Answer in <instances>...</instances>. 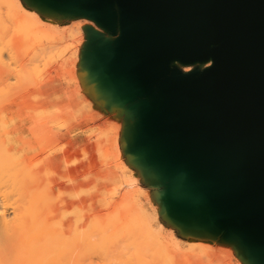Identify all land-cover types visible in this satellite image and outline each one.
<instances>
[{
  "label": "water",
  "instance_id": "95a60500",
  "mask_svg": "<svg viewBox=\"0 0 264 264\" xmlns=\"http://www.w3.org/2000/svg\"><path fill=\"white\" fill-rule=\"evenodd\" d=\"M54 1L118 34L83 77L137 117L124 146L160 169L171 209L209 201L207 231L239 236L264 264V0Z\"/></svg>",
  "mask_w": 264,
  "mask_h": 264
},
{
  "label": "rangeland",
  "instance_id": "374dc122",
  "mask_svg": "<svg viewBox=\"0 0 264 264\" xmlns=\"http://www.w3.org/2000/svg\"><path fill=\"white\" fill-rule=\"evenodd\" d=\"M31 4L0 0V195L19 204L32 190L40 233L50 227L62 238L97 235V243L90 241L98 248L106 242L107 248L98 249L104 256L118 250L106 256L109 264H258L235 237L208 235L206 221V229L196 224L181 229L169 221L160 211L167 189L162 172L147 159L144 164L135 155L129 158L123 140L130 126L86 96L94 89L83 82L84 59L100 40L114 41L118 34L77 21L79 10L64 17ZM70 154L77 158L74 165L56 164L57 157ZM11 171H21L15 185ZM72 198L77 204L67 203Z\"/></svg>",
  "mask_w": 264,
  "mask_h": 264
},
{
  "label": "bare ground",
  "instance_id": "6f19581e",
  "mask_svg": "<svg viewBox=\"0 0 264 264\" xmlns=\"http://www.w3.org/2000/svg\"><path fill=\"white\" fill-rule=\"evenodd\" d=\"M30 1L34 2V4H31V6L42 5L46 9L51 10L53 12H57V14L64 17H70V16L74 17L73 14L77 13L76 9L59 7L54 0H30ZM116 7L118 8V6ZM78 17H76V19L78 18L77 21H85L90 25L96 26L98 28L97 32H101L103 34L108 33V30L102 27L93 18H90L86 15H79ZM25 19L31 22L34 20V18L31 17L30 15H26ZM173 63L179 66L182 70L186 72H191L193 71L194 66L196 65H204L205 68L211 67L213 65V60L212 58H210L209 60L203 62H194V63H183L182 61L175 60L173 61ZM132 142H133V137H132ZM122 155L123 158L124 153ZM134 155L138 157L140 161L142 160V162L144 161V164H146L145 157L140 153L133 152V154H131L129 158H131ZM11 172H12L11 176H13L15 180L12 182L14 184L16 183L17 173L21 171H11ZM25 196L20 203L18 202L19 204H15L9 202L6 199L7 198L6 196L4 198V196L2 197L0 195V264H77L79 260L81 261L82 259H89V257L93 258L95 254H96V259L95 257L93 258L95 260L90 258V261L89 260L88 262L87 260L85 261L86 264H90L91 260L93 262L95 261L96 264L98 261L99 264H109V259L111 261L112 258H108L107 259L108 262H106L107 260H105V258L106 256L111 257V254H113L112 251L115 250L116 247L115 249L113 248L112 251H110L111 250L110 249L109 250L110 253L105 249L106 252H108L110 255L106 253V256H104L105 251L103 252L99 250L101 249L100 247L102 245H103L102 249L107 246V245L105 246L106 242L104 241L105 244L99 242L97 244L98 246L101 245L99 248L95 244H93L98 242L95 241V237L96 238L98 237L97 235L94 237L91 236L94 240L93 242V240L90 241L91 237L88 235L90 232L87 233V235L86 232L85 235H83L82 232L81 233L77 232L76 234L68 238H62L61 235H58L54 229L49 227L43 230L41 229V233H40V230H38V227H36L37 224L35 220L36 214L39 213V207L38 204L36 205L34 204V196L32 190H29L27 192V195ZM160 199H161L160 211H162V213L166 216V218L169 219V221H171L174 225H176L178 228L181 229H186L190 227L192 224H196L199 225L200 227H204L206 214L208 216V212L211 211L215 213V209L213 208V206L210 204L209 201H207L208 203L207 207H204L203 205H197L192 210H180L179 212H174L171 209L169 205V201L165 197V195H163L162 198L160 197ZM62 212H65V209L62 210ZM50 213H54L53 210H51ZM59 213H61V211H59ZM142 213L143 212H140V214L138 213L139 218H141L140 215L144 216L142 215ZM34 230L38 231L39 234L37 232L33 234L32 232H34ZM93 234L94 232H92V235ZM207 234L211 235L209 230L207 231ZM31 235H35V237ZM220 235L221 233L218 231L217 233H215L214 238L218 239ZM234 240L235 239H233V241ZM236 240L240 242L241 248L246 254V256H249L250 253L248 248L241 244V240L237 235H236ZM100 241H103V239H101ZM226 243L228 244V246H231V244H233L234 246V242L226 241ZM91 244H93L94 246ZM134 245L136 246L137 244L135 243ZM110 247L112 246H109V248ZM136 247L139 248L140 246L137 245ZM97 251L99 252L97 253ZM100 252H102L103 254L102 253L99 254ZM81 253H83V255ZM80 257L82 258L80 259ZM101 261L104 263H101ZM140 261L141 260H138V262ZM85 262H81V264L82 263L84 264ZM95 262L93 264H95Z\"/></svg>",
  "mask_w": 264,
  "mask_h": 264
},
{
  "label": "crops",
  "instance_id": "0c3cea01",
  "mask_svg": "<svg viewBox=\"0 0 264 264\" xmlns=\"http://www.w3.org/2000/svg\"><path fill=\"white\" fill-rule=\"evenodd\" d=\"M83 82L88 88L91 86L93 82L90 73L85 74V77H83ZM88 90L89 89H87L86 96L93 102V104L97 109H102L107 116L111 117L115 121L116 120L122 121L125 122L127 125L131 124V122H128V110L124 106H120V101L118 100V98L115 97L106 87H104L101 84L99 89L93 91H88ZM124 143L125 142L123 140V144ZM95 148H97L98 150V143H95ZM73 157H74L73 154L66 155L64 157H57L59 158V160L58 162H56V164L61 162L65 163L66 165L72 163L74 162V160L75 161L77 160L76 157L74 158ZM74 164L75 162L72 165ZM72 200H75V203L77 204L75 198H72L67 203H70ZM69 207H73V206H69Z\"/></svg>",
  "mask_w": 264,
  "mask_h": 264
}]
</instances>
